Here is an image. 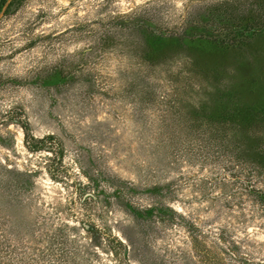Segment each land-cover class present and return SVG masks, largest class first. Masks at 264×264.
<instances>
[{"label": "rangeland", "instance_id": "374dc122", "mask_svg": "<svg viewBox=\"0 0 264 264\" xmlns=\"http://www.w3.org/2000/svg\"><path fill=\"white\" fill-rule=\"evenodd\" d=\"M263 3L26 0L1 12L0 264H264V176L227 161L212 115L236 104L241 76L264 81V38L217 37L209 45L232 50L214 55L146 43L244 23ZM191 232L220 260L200 258Z\"/></svg>", "mask_w": 264, "mask_h": 264}, {"label": "trees", "instance_id": "16d2710c", "mask_svg": "<svg viewBox=\"0 0 264 264\" xmlns=\"http://www.w3.org/2000/svg\"><path fill=\"white\" fill-rule=\"evenodd\" d=\"M25 2L26 0H0V13L10 14L18 10ZM221 21L222 23L217 21L210 24L208 33H197L198 27H191L189 33L184 32L180 36L160 34L157 41L153 42V39H148L149 41H146V43H149L155 50H163L164 47L175 44L193 48L196 51L206 52L209 55L230 51L232 50V46L230 47L220 42L213 46L209 45V43L215 42L217 37L222 36L237 40L236 44L252 41L255 38H264V3L260 7L246 10L242 18V21H245L244 23L239 22L236 25L225 23L227 21L225 18L221 19ZM196 34H198L200 40L208 42V45L204 42L199 44L191 43ZM240 79L242 82L238 81L237 87H233L232 91L229 92V95L232 93L230 96L236 100V104L232 108H226L223 103L216 102L214 105L212 115L215 118V122L221 126L222 132H217L213 137V141L219 147V150L225 148L224 150L231 153L228 155V162L232 164L241 163L242 168L245 169V173L243 174L248 179L256 174L264 176V81L259 80L255 82V80L253 83H250L242 76ZM238 95L251 96L255 101L249 104L242 103L237 99ZM4 170L10 172L9 169L4 168ZM253 200H255V203L264 204L263 197H260V199H256L255 197ZM165 209L174 212L169 206H166ZM139 212L151 215L154 209L147 208L135 212L134 215L139 216ZM191 238L194 250L199 253L200 258L207 259L213 263L220 260L222 254L214 253L210 255L205 249L200 236L191 232ZM217 240L215 242L216 246H218L219 241L229 243V240L224 235H219ZM226 247L235 257L240 258L238 257V253H236L237 249L234 245H227Z\"/></svg>", "mask_w": 264, "mask_h": 264}]
</instances>
